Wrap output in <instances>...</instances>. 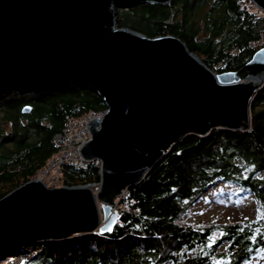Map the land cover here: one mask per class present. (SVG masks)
<instances>
[{
    "label": "water",
    "instance_id": "obj_1",
    "mask_svg": "<svg viewBox=\"0 0 264 264\" xmlns=\"http://www.w3.org/2000/svg\"><path fill=\"white\" fill-rule=\"evenodd\" d=\"M169 1L0 0V97L75 85L97 92L106 106L79 150L100 163L96 194L89 185L49 189L38 180L15 188L0 198V253L17 243L112 232L116 197L191 132L249 131L264 151L250 127L264 46L239 70L215 74L176 37L117 27L118 8ZM251 1L264 11V0Z\"/></svg>",
    "mask_w": 264,
    "mask_h": 264
},
{
    "label": "trees",
    "instance_id": "obj_2",
    "mask_svg": "<svg viewBox=\"0 0 264 264\" xmlns=\"http://www.w3.org/2000/svg\"><path fill=\"white\" fill-rule=\"evenodd\" d=\"M254 7L251 0H170L124 6L115 14L118 28L176 37L220 74L239 70L263 47H252L264 32V14ZM201 29L206 35L199 39ZM25 106L28 113L21 111ZM105 110L103 99L85 86L1 96L0 198L35 178L68 120ZM250 127L264 140V82L252 100ZM60 171L67 187L100 181L98 161L65 164ZM217 183L236 197L251 195L253 218L196 227L181 221ZM127 193L132 214L122 213L112 232L37 242L36 254L21 264H250L256 257L264 264V151L249 131L209 126L184 135Z\"/></svg>",
    "mask_w": 264,
    "mask_h": 264
},
{
    "label": "rangeland",
    "instance_id": "obj_3",
    "mask_svg": "<svg viewBox=\"0 0 264 264\" xmlns=\"http://www.w3.org/2000/svg\"><path fill=\"white\" fill-rule=\"evenodd\" d=\"M255 10H257L254 7ZM122 10V9H121ZM260 14L259 11H257ZM195 20L199 22L200 28H202V18L196 17ZM206 34L201 29L198 34L199 39L204 38ZM1 118V116H0ZM25 123L24 120H22ZM0 127L6 128V126L1 124ZM84 147V146H83ZM89 162V161H88ZM44 175H42L43 177ZM41 176H36L33 180H38L42 182ZM100 183V182H99ZM98 183V184H99ZM91 185V184H87ZM49 189L57 188L51 187L49 184L45 185ZM78 187L81 185H77ZM64 187V185L62 186ZM76 187V186H75ZM61 188V187H59ZM91 190L96 193L99 186H90ZM93 188V189H92ZM128 199L124 201L128 203ZM120 202V206H121ZM125 205H122L118 209H122ZM121 214H118L120 216ZM254 216V208L251 195H244L241 197H236L233 189L224 184H215L211 186L203 196L189 209V211L183 215L181 221L185 224H190L194 227L196 226H213V225H229L242 223L246 219H251ZM214 237H218L216 232L213 233ZM18 247L14 250V247ZM35 243H17L8 247L5 251L0 253V264H21L25 260L30 259L36 254L34 249ZM263 255V253H262ZM263 257H261L262 260ZM259 259L256 257L254 261L250 264H258Z\"/></svg>",
    "mask_w": 264,
    "mask_h": 264
},
{
    "label": "built area",
    "instance_id": "obj_4",
    "mask_svg": "<svg viewBox=\"0 0 264 264\" xmlns=\"http://www.w3.org/2000/svg\"><path fill=\"white\" fill-rule=\"evenodd\" d=\"M257 11L264 13V11L255 6ZM264 46V32L260 35L256 42L252 43V47ZM106 110L99 114L86 113L78 118L68 120L61 131L56 133L54 144L56 152L47 159L44 167L36 173V176L42 177V182L51 187H62L64 185L61 178L60 168L65 164H82L87 161L79 154V150L91 139V132L88 130V124L94 119H101ZM35 176V177H36ZM93 187L99 186L98 183H93ZM64 187H66L64 185ZM98 189V188H97ZM96 189V190H97ZM128 197L127 189L122 190L119 196L114 201L113 208L118 214L128 213L132 214V207L129 202L125 204ZM120 202L125 205L120 208ZM264 253V251H261ZM254 261V260H253Z\"/></svg>",
    "mask_w": 264,
    "mask_h": 264
},
{
    "label": "bare ground",
    "instance_id": "obj_5",
    "mask_svg": "<svg viewBox=\"0 0 264 264\" xmlns=\"http://www.w3.org/2000/svg\"><path fill=\"white\" fill-rule=\"evenodd\" d=\"M258 80H259V79H258ZM253 81L257 82V79H253ZM87 162H88V161H87ZM91 185H92V184H91ZM91 185H89L88 187L90 188ZM90 189H91V188H90ZM92 189H93V188H92ZM95 194H96V193H95ZM100 217H101V221H102V214H101Z\"/></svg>",
    "mask_w": 264,
    "mask_h": 264
},
{
    "label": "flooded vegetation",
    "instance_id": "obj_6",
    "mask_svg": "<svg viewBox=\"0 0 264 264\" xmlns=\"http://www.w3.org/2000/svg\"><path fill=\"white\" fill-rule=\"evenodd\" d=\"M211 244H214L213 240H212V243Z\"/></svg>",
    "mask_w": 264,
    "mask_h": 264
},
{
    "label": "clouds",
    "instance_id": "obj_7",
    "mask_svg": "<svg viewBox=\"0 0 264 264\" xmlns=\"http://www.w3.org/2000/svg\"><path fill=\"white\" fill-rule=\"evenodd\" d=\"M255 6V5H254ZM67 187V186H66ZM74 187V186H73ZM128 189V188H127ZM117 213V212H116ZM118 214V213H117Z\"/></svg>",
    "mask_w": 264,
    "mask_h": 264
}]
</instances>
